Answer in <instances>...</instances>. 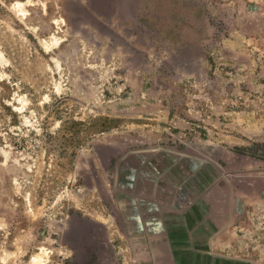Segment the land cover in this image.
Instances as JSON below:
<instances>
[{"label":"rangeland","instance_id":"1","mask_svg":"<svg viewBox=\"0 0 264 264\" xmlns=\"http://www.w3.org/2000/svg\"><path fill=\"white\" fill-rule=\"evenodd\" d=\"M0 264H264V0H0Z\"/></svg>","mask_w":264,"mask_h":264},{"label":"crops","instance_id":"2","mask_svg":"<svg viewBox=\"0 0 264 264\" xmlns=\"http://www.w3.org/2000/svg\"><path fill=\"white\" fill-rule=\"evenodd\" d=\"M217 216V215H216ZM218 217V216H217ZM156 238V237H155ZM158 239H154L153 241H151V245H152V249L155 251V253H154V257H158V255H157V244H156V241H157ZM162 249H164V247H162ZM155 260H156V258H155Z\"/></svg>","mask_w":264,"mask_h":264},{"label":"bare ground","instance_id":"3","mask_svg":"<svg viewBox=\"0 0 264 264\" xmlns=\"http://www.w3.org/2000/svg\"><path fill=\"white\" fill-rule=\"evenodd\" d=\"M33 261H36V258H33Z\"/></svg>","mask_w":264,"mask_h":264}]
</instances>
